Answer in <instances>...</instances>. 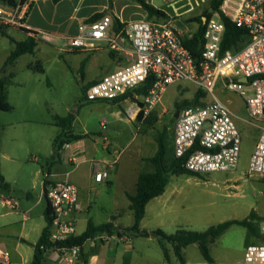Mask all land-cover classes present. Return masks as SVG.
Masks as SVG:
<instances>
[{"label": "rangeland", "instance_id": "1", "mask_svg": "<svg viewBox=\"0 0 264 264\" xmlns=\"http://www.w3.org/2000/svg\"><path fill=\"white\" fill-rule=\"evenodd\" d=\"M210 3L211 0H178L162 18L173 17V23L185 40L199 26V21L193 19L210 15ZM4 32V35L0 34V78L10 73L13 76L6 85V102L11 110L0 111V166L9 187L0 183V199L10 198L16 209L0 204V214L28 210V215L36 223L42 222L46 201L39 200V182L44 176L37 171L45 174L48 167L52 172L62 174L58 180L67 179L78 187L79 198L90 207L87 212H82V216L88 214L87 218L101 224L110 222L116 215L118 226H132L133 215L127 208L124 191L134 192L137 174L152 171V166L140 162L138 157L154 155L157 149L155 138L164 129L165 164L169 166L173 116L177 106L192 101L197 91L202 93L200 101L204 104L213 100L212 95L193 82L179 81L166 88L160 102L146 117L138 118L141 112L130 116L133 104H139V99L115 103L87 101L85 98L87 82L104 74L102 64L108 59L107 48L105 50L97 44L100 49L92 52L81 49L57 52L39 45L32 54L20 56L12 66L3 69L6 57L14 49L10 37L17 39L19 33L7 28ZM38 63L42 72L36 69ZM213 95L229 109L240 132L237 168L198 177L171 175L162 197L165 201L158 211L148 209L139 227L146 231L159 229L169 235L177 229L202 232L226 220L246 219L255 233H250L245 226L232 224L208 244L212 264H235L242 259L246 245L262 241L264 179L248 176L245 171L259 131L264 128V120L250 119L242 98L224 89L221 81L217 82ZM68 114L74 116L70 132L86 134L87 137L71 140L69 147L53 158V140L60 133L55 123ZM105 145H108L110 154ZM68 154L74 157L73 163L67 161ZM103 158L109 162L116 160L117 164L107 168L111 182L95 183L92 164ZM157 202L160 203L161 199ZM19 220V216L14 217L15 224L8 228L18 226ZM82 229L81 221H78L75 232ZM96 237L95 242L89 241L85 246V264H181L168 243L165 244L169 253L166 260L153 237L132 234L118 237L116 233H98ZM92 243L96 246L90 248ZM182 257L183 264H209L194 243L182 249ZM43 264L66 263L58 257L46 258Z\"/></svg>", "mask_w": 264, "mask_h": 264}, {"label": "built area", "instance_id": "2", "mask_svg": "<svg viewBox=\"0 0 264 264\" xmlns=\"http://www.w3.org/2000/svg\"><path fill=\"white\" fill-rule=\"evenodd\" d=\"M27 9L23 0H16L14 5L0 3V27L23 28ZM221 15L247 31L249 41L242 48L222 49L225 24ZM172 18L125 22L114 37L107 36L112 23L107 14L81 24L77 35L68 40L71 48L92 51L97 42L106 41L112 50L129 57L125 65L88 85L85 98L115 103L139 99L140 103L133 104L132 110L146 117L170 84L193 82L210 93L213 100L177 110L172 155L183 159L182 167L191 173L231 172L238 166L241 136L231 112L215 98L213 90L221 81L224 89L242 98L250 119L264 120V0H221L218 11H211L205 19L197 57L184 45ZM116 38L126 40L131 51H123ZM242 78L246 82L239 81ZM147 84L146 93L139 95L137 90ZM245 174L264 179V128L259 131ZM106 179L104 168L93 172L95 182ZM44 197L52 217L49 240L55 242L73 236L75 229L70 217L79 209L77 187L67 180L49 182L45 184ZM261 234L262 241L246 245L242 259L235 264H264V227ZM57 252L66 264H79V247L61 248ZM0 264H10L8 251L0 250Z\"/></svg>", "mask_w": 264, "mask_h": 264}, {"label": "crops", "instance_id": "3", "mask_svg": "<svg viewBox=\"0 0 264 264\" xmlns=\"http://www.w3.org/2000/svg\"><path fill=\"white\" fill-rule=\"evenodd\" d=\"M23 1L28 5L27 13L24 19V27L23 28L7 27V29L17 30L19 32L16 34V37H18L17 39L10 37V41L13 46H14V42L24 41L29 36L33 37L36 41V47L34 51L38 49L39 45H43L48 49H52L57 52H65V51L67 52V49L73 50V48L69 46L68 40L71 37L76 36L78 32V27L83 23H87L88 20L94 15H99L98 18L103 14H107L111 17L112 23L109 29L107 30V36L109 37L115 36L117 32V30H115L116 28L115 26L117 25V23L122 25L123 23L129 21L157 20V18H152V19L148 18L146 11H144L143 8L134 0H58L57 2H53L52 0H23ZM177 1L178 0H145V2L152 5L154 8L164 12V14H168L169 13L168 10L171 9V7ZM116 40H117V45L120 48H122L123 51L127 53L131 51V46L126 40H124L123 38H116ZM97 44L103 46L105 50L108 49V59L106 60L105 64H102L104 67L103 69L104 74L113 71L119 68L120 66L125 65L129 61V57L126 56L124 52L122 51L118 52L112 50L106 41L97 42L96 49H93L92 51L100 49V47ZM92 51L83 50V52H92ZM97 79L98 78H93L89 80L87 83L90 84ZM68 133L71 135H77L71 133L70 130L68 131ZM69 145L70 143L63 144L58 154L64 151L63 148H68ZM104 148L110 154L108 145H105ZM152 156H148V157L140 156L138 157V160H140V162H146L151 165L148 159ZM67 161L73 163L74 157L71 154H68ZM93 164H96V166L94 167ZM93 164H92V173L94 171L101 170L103 168L107 171V168H112L113 167L112 165L117 163L116 160L109 162L108 159L103 158L100 160V162H95ZM152 171H153V166H152ZM0 174L1 175L3 174L1 166H0ZM37 174H42L44 176V179H42L39 182L40 185L39 200L41 198L45 200L44 197L45 184L49 182L60 181L58 179L61 178L62 174L58 173L57 171L52 172L48 167L46 168L45 174H43V171L40 172L37 171ZM67 174L68 172L65 173V175ZM138 175L139 173L137 174V176ZM3 181L6 184V186L4 187L9 188L7 183L5 182L4 176H3ZM105 182H111L108 172H107V179ZM134 193H135V188H134V192L131 190L124 191V195L126 198H127V194L132 195ZM164 193L165 190L163 194L150 200L147 203V205L145 206L144 217L147 214L148 209L153 212L159 210V208L161 207L160 206L161 203L165 201V199L164 200L162 199ZM27 195L28 197H31L30 193H27ZM160 199L161 202L160 203L157 202ZM151 203H153V205H151ZM0 204L1 206H6L9 209H13V210L16 209L15 203H13L10 198L0 199ZM78 206H79L78 211L74 213L70 218L73 220L75 230L78 221H81V225L83 229L78 233L74 231L73 236H77L83 233L88 221L92 222L94 225H99V224H95L91 219L87 218L88 214L87 216L81 215L82 212L84 211L87 212L88 208L90 207L85 202H83L82 199L79 198V193H78ZM128 206H129V201L127 208ZM28 212H29L28 210L25 212L19 210L18 212L7 211L0 214V250H5L9 252L10 264L31 263L33 256V246L37 242L42 229L45 227L46 223L44 219V211L42 214V222H37V223L34 219H32L28 215ZM16 216L20 217L18 226H14L12 229H9L8 227H10V225L15 224L14 217ZM115 219H116V215H113L111 217V222L114 226H118L115 223ZM100 234L109 235L107 233H100ZM96 236L97 234L93 238L85 241L82 247L80 248L79 261L80 260L82 261H80L79 264H85V252H84L85 246L89 241L93 240V242H95V239L97 238ZM93 246H96V243L90 244V248ZM58 257L59 254L57 251L50 250L44 255V260L46 258L48 260L58 259Z\"/></svg>", "mask_w": 264, "mask_h": 264}, {"label": "trees", "instance_id": "4", "mask_svg": "<svg viewBox=\"0 0 264 264\" xmlns=\"http://www.w3.org/2000/svg\"><path fill=\"white\" fill-rule=\"evenodd\" d=\"M53 2H57L58 0H52ZM137 2L144 11H146L148 18H162L165 17L164 12L154 8L152 5L145 2V0H134ZM16 0H0V3H6L8 5H14ZM221 0H211L210 8L212 11H218ZM99 15L92 16L88 22L94 21L98 18ZM222 16V15H221ZM209 15H204L201 17L194 18L193 20L199 21V26L194 34L184 40V45L189 49L191 54L194 57H197L202 46L203 42V33L205 28V19H207ZM222 20L225 24V32L222 41V49L223 50H238L242 48L248 41L249 35L247 31L237 28L228 21L226 18L222 16ZM115 30H119L121 24L117 23L115 26ZM6 28V27H4ZM4 28L0 27V34L4 35ZM36 47V41L33 37H27L24 41L14 42V49L9 53L6 57L2 68L6 69L12 66L16 60L24 55V54H32ZM36 69L42 72V67L38 63L36 65ZM13 74H8L5 77L0 78V111H9L11 107L6 102V85L9 83ZM149 87V84L137 90L139 95H143L146 93V89ZM126 95L119 98L118 100H122ZM202 98V93L197 91L192 101L188 103H184L180 106H177V110H180L185 107L190 106H199L203 105L200 101ZM116 102V101H113ZM142 114L138 115V118H141ZM74 120L73 114H68L65 117H61L55 123L60 128V133L53 140V153L52 157L56 158L59 156L58 152L61 149L62 145L65 143H69L71 140H77L84 137H87L86 134H77L71 135L68 131L71 128V124ZM174 121V120H173ZM166 131L163 129L159 132L155 138L157 149L152 157L148 159V161L153 166L152 172H141L137 176L135 183V193L130 195L127 194V199L129 201V210L133 215V224L127 228H121L118 226H114L112 222L102 223L99 225H94L92 222L88 221L86 228L83 233L77 236H71L61 241L52 242L49 240L50 235V227H51V209L49 204L46 201V207L44 210V219H45V227L42 229L41 234L37 240V242L33 246V256L30 264H43L44 255L50 251H58L61 248H71V247H79L81 248L85 241L93 238L98 233H107L109 235L116 233L118 237H122L125 235L132 234L135 237H153L156 238L159 245L162 248L164 257L168 260V251L165 247V244L168 243L172 247V251L174 256L180 261L181 264L184 263L182 257V249L189 244H197L200 253L205 260V262L212 264L213 259L211 258L208 250V244L213 242L219 235H221L224 230L232 224H239L248 228L250 233H255V230L251 223L246 220H226L215 226H210L206 230L202 232L190 231L184 229H177L173 234H165L161 230L157 229L155 231H146L141 230L139 228V223L144 217L145 214V206L147 203L163 194L166 185L168 184L169 177L171 175H186L196 176L198 174L191 173L186 171L182 167L183 159H175L172 155L169 166L165 164V154H166ZM0 183L2 186H6L3 181V176L0 174Z\"/></svg>", "mask_w": 264, "mask_h": 264}, {"label": "water", "instance_id": "5", "mask_svg": "<svg viewBox=\"0 0 264 264\" xmlns=\"http://www.w3.org/2000/svg\"><path fill=\"white\" fill-rule=\"evenodd\" d=\"M239 81L246 82V79L245 78H242V79H239ZM177 114H178V112L176 110L173 117L176 118L177 117Z\"/></svg>", "mask_w": 264, "mask_h": 264}, {"label": "bare ground", "instance_id": "6", "mask_svg": "<svg viewBox=\"0 0 264 264\" xmlns=\"http://www.w3.org/2000/svg\"><path fill=\"white\" fill-rule=\"evenodd\" d=\"M129 114H130L131 116H133V115H134V110H130Z\"/></svg>", "mask_w": 264, "mask_h": 264}]
</instances>
